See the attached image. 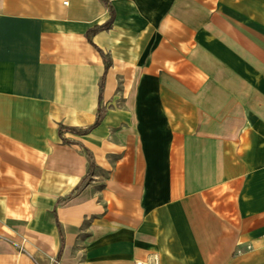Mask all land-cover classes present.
I'll use <instances>...</instances> for the list:
<instances>
[{"label": "crops", "instance_id": "crops-1", "mask_svg": "<svg viewBox=\"0 0 264 264\" xmlns=\"http://www.w3.org/2000/svg\"><path fill=\"white\" fill-rule=\"evenodd\" d=\"M109 2L99 102L107 6L0 0V264H264V0Z\"/></svg>", "mask_w": 264, "mask_h": 264}, {"label": "trees", "instance_id": "trees-1", "mask_svg": "<svg viewBox=\"0 0 264 264\" xmlns=\"http://www.w3.org/2000/svg\"><path fill=\"white\" fill-rule=\"evenodd\" d=\"M101 1L107 6V8H108V10H109V19H108L105 23H103V24H101V25H95V26H93L92 28L88 29L87 32H86V37H87L88 41H89V42L92 44V46H93V47H94V48H95V49L101 54V56L103 57V60H104V71H103L102 78H101V81H100V84H99V93H98V100H99V102H100L101 97H102V91H103V87H104L105 73H106V70H107L108 66L110 65V59H109L108 55L105 54V53L103 52L102 49H100L97 45H95V44L92 42V40H91V36H92L95 32H97V31H99V30H103V29L108 28V27L111 25V23H112V21H113V17H114V11H113L112 6L110 5L109 0H101ZM101 114H102V110L100 109V107H98L97 112H96V117H95V121H94V123H93L92 125H90L85 131H88L89 129H91V128H93L95 125H97V123L99 122V120H100V118H101ZM63 129H64V130H69V131H71V132H81V131L76 130V129L71 128V127L59 126V133H61V131H62ZM63 140H64L65 142H70L69 140L64 139V138H63ZM82 146H83V145H82ZM83 149H84V151H85L86 154H87V158H88V161H89V171H90V169H91L92 166H93L92 155H91V153L89 152V150H88L87 148H85L84 146H83ZM87 175H88V173H87ZM60 200H62V199H59V201H60ZM62 242H63V239H62V237H61V244H62ZM60 253H61V247L59 248V250H58V252H57L56 260H58V258H59V256H60Z\"/></svg>", "mask_w": 264, "mask_h": 264}, {"label": "built area", "instance_id": "built-area-1", "mask_svg": "<svg viewBox=\"0 0 264 264\" xmlns=\"http://www.w3.org/2000/svg\"><path fill=\"white\" fill-rule=\"evenodd\" d=\"M134 264H159L158 257L156 254L151 255L150 258L145 260H136Z\"/></svg>", "mask_w": 264, "mask_h": 264}, {"label": "rangeland", "instance_id": "rangeland-1", "mask_svg": "<svg viewBox=\"0 0 264 264\" xmlns=\"http://www.w3.org/2000/svg\"><path fill=\"white\" fill-rule=\"evenodd\" d=\"M102 110V109H101Z\"/></svg>", "mask_w": 264, "mask_h": 264}]
</instances>
